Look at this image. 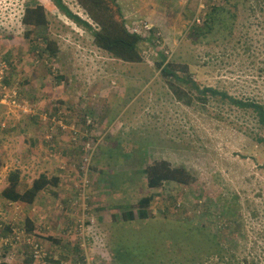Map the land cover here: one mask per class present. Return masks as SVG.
Wrapping results in <instances>:
<instances>
[{"label":"rangeland","instance_id":"rangeland-1","mask_svg":"<svg viewBox=\"0 0 264 264\" xmlns=\"http://www.w3.org/2000/svg\"><path fill=\"white\" fill-rule=\"evenodd\" d=\"M32 1L45 9L44 34L22 22ZM62 1L88 20L75 0ZM117 1L125 14L148 18L161 31L156 47L149 43L142 48L143 62H125L96 47L91 32L65 16L53 0H0L1 83L17 99L5 102L0 89V262L22 264L33 253L30 264H74L70 243H76L77 256L82 252L93 264H118L126 260L122 254L133 256L131 247L138 243L142 253L134 259L143 264H211L213 258L177 247L179 232L192 225L180 221L177 207L186 199L196 202L199 194L220 205L237 195L245 223L254 230L264 224V147L254 144L258 127L251 112L211 98L201 102L194 97L186 105L156 65L163 55L174 66L189 65L201 86L264 101L262 18L241 11L231 42H195L191 29L216 0ZM246 33L252 36L249 51L240 42ZM48 42L55 44V55L46 48ZM233 46L239 48L235 53ZM72 129H78L76 140ZM92 137L97 147L87 162L85 145ZM158 160L185 166L195 181L147 187L143 168ZM15 169L20 191L40 174L59 181L31 204L8 203L1 191ZM147 195L154 196L148 210L156 209V217L125 223L123 211ZM184 208L190 215V206ZM27 218L45 238L25 230Z\"/></svg>","mask_w":264,"mask_h":264},{"label":"trees","instance_id":"trees-1","mask_svg":"<svg viewBox=\"0 0 264 264\" xmlns=\"http://www.w3.org/2000/svg\"><path fill=\"white\" fill-rule=\"evenodd\" d=\"M53 1L65 16L91 32L93 43L96 47L119 60L130 63L143 62V42L146 41L156 47L155 42L159 40L154 30L149 33L150 41L142 38L140 34L130 31L124 24L117 0H75L83 9L88 20L74 14L62 0ZM241 11H245V13L250 15L258 13L256 17L262 18V20L258 21L259 30L263 34L264 0H216L207 5L206 12L203 15L201 14L200 22L192 27V37L195 38V42H202L205 39L211 42H231L238 28L237 21L240 18ZM246 20L248 21L247 26H250V18ZM22 22L26 27L32 26L34 29L41 30V34H44L47 26L44 7L34 1L26 4ZM250 38L252 36L247 33L242 36V39L239 38V40L241 39L240 42L242 41L245 45L246 51L250 50V46L247 43ZM255 41L259 42L260 40ZM54 45V43L50 45L48 42L46 46L51 55L56 54ZM260 45L264 46L263 44ZM231 50L235 53L239 48L233 46ZM160 56V61L156 64L157 68L177 100L190 105L194 97L201 102L211 98L214 101L226 103L239 110L251 112L258 127V132H256L253 139L254 144L264 147L263 100L239 98L215 86H201L193 80L192 75L196 74V72H193L189 65L174 66L173 63L166 60L165 56ZM143 173L146 176L147 187L153 189L165 187L169 183L190 185L196 178L185 166H174L166 160L154 161L143 168ZM19 179L20 171L18 169L9 172L7 176L8 184L1 191V196L8 203L24 202L31 204L41 190L48 185L56 186L59 181L56 176L49 178L45 174H40L27 189L20 191L18 189ZM153 198V195L143 196L138 200L135 207H131L132 209L130 210H124L123 221L127 223L126 220L132 221L137 217L140 219L156 217V209L148 210ZM169 199L173 203H177L176 198L169 196ZM238 200L239 197L234 195V197L227 199L220 205L218 199L206 197L202 200V196L199 194L196 202L191 203L190 200L186 199L185 202L187 204L185 202L179 204L177 209L181 211L180 216L182 218L180 221L186 224L185 221L190 220L192 224L185 225L186 229L179 232L177 247L180 252L186 253L188 250H190L189 252L194 250L196 254L198 253L197 257L206 256V259L208 257L213 258L214 262L211 264H264V224H261V227L257 230L251 228L250 224H246L242 216L243 207L240 202L237 203ZM186 205L190 206V215L187 214V209L185 210L184 208ZM251 217L258 218L254 210L251 213ZM194 218H200L204 222L193 221ZM24 223L27 232H33L39 238H45L40 231V227L34 224L31 219L27 218ZM52 240L54 241L55 239L53 238ZM141 245L143 244L133 243L131 247L133 256L122 254L126 257V260L123 261L121 259L122 261L118 264H143L134 259L140 256L139 253H142L139 248ZM79 247H76V253L80 251ZM148 251L154 253L152 250ZM120 254L121 250H118L117 253L115 252V258L119 259L121 257ZM32 256L22 262V264H30ZM84 256L82 255V260ZM0 264L8 263L0 262ZM197 264H207V261H197Z\"/></svg>","mask_w":264,"mask_h":264},{"label":"built area","instance_id":"built-area-1","mask_svg":"<svg viewBox=\"0 0 264 264\" xmlns=\"http://www.w3.org/2000/svg\"><path fill=\"white\" fill-rule=\"evenodd\" d=\"M201 6V8H203V5L201 4L200 5ZM200 18V17H199ZM200 22V19H197L196 20V23H199ZM130 31H132L133 33H138V34H142V32L144 31V32H146V33H150L151 31H152V26H151V24L149 23V22H147V21H141V22H138V23H136L135 25H133L131 28H130ZM156 36H158L157 34H156ZM5 67V63H4V61H1L0 62V73H2V71H3V68ZM1 81H2V75H0V89L2 90L1 91V94H2V99L6 102V101H8V98H10L11 99V103L12 104H15L16 103V101H17V99L15 98V96H16V92L15 91H13V93H12V95L11 94H7V91L8 90H6V87H5V85L3 84V82L1 83ZM57 118V117H56ZM55 118V119H56ZM57 121H61V116H60V114L58 115V120ZM88 123H89V120H88ZM87 126H89V125H87ZM64 129H65V127H64ZM85 130H87V129H85ZM72 131H73V136H72V138H73V140H76V138H77V136H78V129L77 130H74V129H72ZM84 138H86V140L88 139V138H90L89 137V135L88 134H86V136L84 137ZM95 137H92L91 138V141L90 142H88L86 145H85V148L88 150V156L86 157V160H87V162H89L90 160H91V155H92V153L94 152V150H96V144L94 143V141H95ZM87 155V153H85V156ZM34 257L35 258H39L40 257V255L38 254V251H35L34 252ZM80 260H78L77 259V261L74 263V264H93V262L91 261V260H93V258H91V257H87V254H85V256H84V259L82 260V253H81V255H80V258H79ZM81 260H82V262H81Z\"/></svg>","mask_w":264,"mask_h":264},{"label":"crops","instance_id":"crops-1","mask_svg":"<svg viewBox=\"0 0 264 264\" xmlns=\"http://www.w3.org/2000/svg\"><path fill=\"white\" fill-rule=\"evenodd\" d=\"M117 2H119V1H117ZM120 4V3H119ZM149 5H151V4H146V6H149ZM120 10H121V13H122V17H123V21H124V24L127 26V28L128 29H130L133 25H135L136 23H138V22H141V21H147V22H149L150 24H151V26H152V30H154V31H157L156 33H155V35L157 34V35H159V36H161V31H160V29L159 28H157L156 26H155V24L153 23V22H151L150 20H148V18H144V19H142V18H140V19H133L131 16H129V15H127V14H125L124 13V11H123V9H122V5L120 4ZM156 29V30H155ZM158 36V37H159ZM141 37L142 38H146L148 41H150V36H149V33H146V32H142V34H141ZM159 39H160V41H162L161 40V38L159 37ZM149 43H147L146 41H144L143 42V44H142V48H144V46L145 45H148ZM130 63V62H129ZM28 188V187H27ZM26 188V189H27ZM25 190V189H24ZM42 191V190H41ZM54 242H59L60 243V240H57V239H55L54 240ZM72 246H73V248H72V250H71V254H73V255H75L76 254V259H78V258H80V255L79 256H77L80 252H78V253H72L74 250H76L77 248V246L79 247V245H77L76 243H74V244H72V243H70ZM62 245H64V247H66V245L67 244H65V242H64V239H63V244ZM80 248V247H79ZM95 249H96V252H97V250H99L97 247H94ZM95 251L94 252H91L92 254H93V256L95 257V255L97 254ZM74 257V258H75ZM6 263V262H5Z\"/></svg>","mask_w":264,"mask_h":264}]
</instances>
